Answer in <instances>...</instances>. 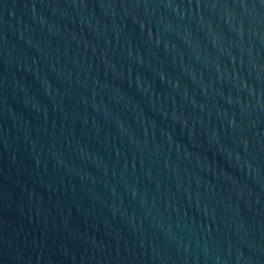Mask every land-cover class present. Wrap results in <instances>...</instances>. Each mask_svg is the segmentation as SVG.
Instances as JSON below:
<instances>
[{"label":"water","instance_id":"water-1","mask_svg":"<svg viewBox=\"0 0 264 264\" xmlns=\"http://www.w3.org/2000/svg\"><path fill=\"white\" fill-rule=\"evenodd\" d=\"M0 264H264V0H0Z\"/></svg>","mask_w":264,"mask_h":264}]
</instances>
